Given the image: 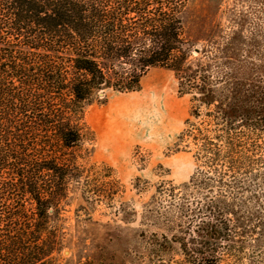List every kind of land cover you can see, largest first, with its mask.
I'll use <instances>...</instances> for the list:
<instances>
[{"label":"trees","instance_id":"trees-1","mask_svg":"<svg viewBox=\"0 0 264 264\" xmlns=\"http://www.w3.org/2000/svg\"><path fill=\"white\" fill-rule=\"evenodd\" d=\"M189 1L0 0V264H58L76 150L95 141L84 110L102 91H140L152 69L173 72L191 96L178 138L193 140L209 168L241 170L264 156L252 144L264 133V78L236 69L214 81L194 66ZM211 203L176 242L180 264H224L238 250L231 220ZM162 238L150 245L159 258L176 240Z\"/></svg>","mask_w":264,"mask_h":264},{"label":"rangeland","instance_id":"rangeland-1","mask_svg":"<svg viewBox=\"0 0 264 264\" xmlns=\"http://www.w3.org/2000/svg\"><path fill=\"white\" fill-rule=\"evenodd\" d=\"M184 21L191 61L214 81L236 69L264 78V0H190ZM191 107L176 75L155 68L140 91H102L84 110L95 141L76 150L80 178L70 181L56 222L58 264H180L176 242L212 201L235 229L238 250L224 264H264V156L241 170L209 168L193 140L178 138ZM252 144L264 149V133ZM154 235L176 239L160 258Z\"/></svg>","mask_w":264,"mask_h":264},{"label":"water","instance_id":"water-1","mask_svg":"<svg viewBox=\"0 0 264 264\" xmlns=\"http://www.w3.org/2000/svg\"><path fill=\"white\" fill-rule=\"evenodd\" d=\"M196 51H199V49H195Z\"/></svg>","mask_w":264,"mask_h":264}]
</instances>
